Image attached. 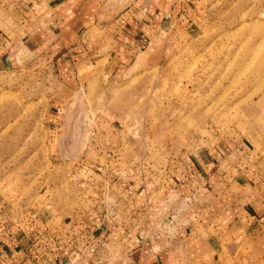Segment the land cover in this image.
Wrapping results in <instances>:
<instances>
[{
  "label": "rangeland",
  "instance_id": "obj_1",
  "mask_svg": "<svg viewBox=\"0 0 264 264\" xmlns=\"http://www.w3.org/2000/svg\"><path fill=\"white\" fill-rule=\"evenodd\" d=\"M129 1L102 12L113 5L120 13ZM138 3V14L160 12L158 31L125 67H106L105 30L71 86L44 59L0 67V225L31 208L57 225L73 214L83 221L94 187L89 162L107 144L115 156L159 170L182 146L201 148L220 134L245 143L264 176V0ZM105 249L110 264H131L119 246Z\"/></svg>",
  "mask_w": 264,
  "mask_h": 264
},
{
  "label": "crops",
  "instance_id": "obj_2",
  "mask_svg": "<svg viewBox=\"0 0 264 264\" xmlns=\"http://www.w3.org/2000/svg\"><path fill=\"white\" fill-rule=\"evenodd\" d=\"M121 1L0 0V67L25 56L44 59L71 86L91 52H100L102 30L106 67H125L140 37L158 31L160 12L144 7L138 14L139 0H128L120 13L113 5L102 12ZM218 135L201 148L182 146L159 170L104 145L89 162L94 187L85 219L75 213L57 225L32 208L9 217L0 225V264L25 256V262L45 256L58 264H110L105 248L113 244L131 264H264V176L259 180L245 143Z\"/></svg>",
  "mask_w": 264,
  "mask_h": 264
},
{
  "label": "built area",
  "instance_id": "obj_3",
  "mask_svg": "<svg viewBox=\"0 0 264 264\" xmlns=\"http://www.w3.org/2000/svg\"><path fill=\"white\" fill-rule=\"evenodd\" d=\"M146 42H147V39L145 37L141 36L140 39L138 40V46L137 47L141 48L143 46V44H145ZM56 111L58 113H61V108L58 107L56 109ZM91 250H93V249H91Z\"/></svg>",
  "mask_w": 264,
  "mask_h": 264
}]
</instances>
